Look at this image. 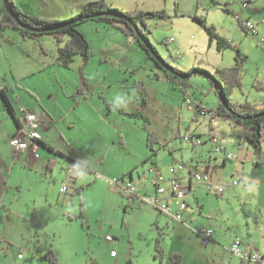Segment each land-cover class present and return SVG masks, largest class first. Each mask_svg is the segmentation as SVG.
<instances>
[{
	"label": "rangeland",
	"instance_id": "374dc122",
	"mask_svg": "<svg viewBox=\"0 0 264 264\" xmlns=\"http://www.w3.org/2000/svg\"><path fill=\"white\" fill-rule=\"evenodd\" d=\"M36 1L17 0L23 9L43 17L37 14ZM242 1L220 0L215 4L211 0H107L124 10L140 7L150 8L148 11L165 10V18L147 19L145 32L163 58L189 72L192 86L186 94L167 79L135 38L102 21L90 19L78 26L90 43L91 56L84 64L83 57L76 55L69 67L57 61L58 48L63 42L53 35L23 41L15 28L5 27L0 32V71L4 75L9 73L6 69L10 68V62L15 68L27 65L32 71L42 67L35 73L30 71L18 86L13 84L9 90L18 117L24 120L19 106H28L27 100L38 110L47 109L52 119L41 126L40 132L63 153L52 154L56 163L48 173L46 165L52 155L43 147L32 155V160L20 154L14 167L8 168V162L4 164L10 186L4 205L11 208L4 221L1 217L5 209H0V264H160V259L154 256L159 236L167 253L178 247L186 255L199 251L196 264H256L241 262L228 250V226L239 231L247 229L248 224H258L255 215L259 212L254 207L258 182L255 185L251 182L249 192L241 188L242 184L234 186L232 182L242 179L239 174L247 178L259 170L264 192V162L258 167L254 164L255 155L251 159L245 154L254 152V146L246 139L251 135L249 128L221 116L210 122L208 110L216 107L219 100L210 80L217 69L235 63L236 51L233 48L218 51L216 43L209 46L208 34L193 18L194 15L205 17L208 24L231 39L248 57L241 86L229 89L233 102L261 105L264 46L256 36L242 29L234 15ZM251 1L252 7L250 4L246 12L256 8L260 13L252 17L257 21L261 16L264 21V0ZM225 3L231 7L230 13L223 10ZM54 6L59 8L57 4ZM42 9L51 8L46 5ZM260 33L264 35V30ZM84 79L91 86L86 96L76 93L84 86ZM186 96L199 102L207 110L206 115L199 116L198 108L185 102ZM1 110L6 117L5 120L0 114L1 132L7 124L14 130V118L0 95ZM211 132L218 135L233 159L225 167L214 169L223 176V195L204 188L189 194L193 206L188 216H194V221L188 225L175 221L139 197L129 199L127 188L115 182L130 179L129 171L133 170L137 184L133 183L140 185L144 180H140L136 169L142 173L156 161L166 177L171 166L179 169V162L189 167L192 158L199 164L213 159ZM149 134L151 144H148ZM184 135L200 136L204 143L193 145L182 139ZM5 140L10 143L8 134L1 133L0 144ZM262 150L264 161V136ZM173 155L178 161L174 162ZM69 156L92 171L80 167L78 179L71 181L68 176L72 171L68 166L73 163ZM185 175L186 169L180 176L183 179ZM63 184L69 187L67 191L61 190ZM82 185L83 199L73 194ZM195 199L199 206L203 205L202 213ZM127 204L130 206L125 209ZM82 205L84 216L80 214ZM186 228L197 232L211 228L214 240L205 248L202 239L190 237ZM108 235L114 238L109 239ZM49 249L57 257L55 263L46 259ZM112 249L117 251L118 261L111 255Z\"/></svg>",
	"mask_w": 264,
	"mask_h": 264
},
{
	"label": "trees",
	"instance_id": "16d2710c",
	"mask_svg": "<svg viewBox=\"0 0 264 264\" xmlns=\"http://www.w3.org/2000/svg\"><path fill=\"white\" fill-rule=\"evenodd\" d=\"M0 1L3 4V5L0 4V9L3 11V15L0 20V31L3 32L5 27L6 28L12 27L19 30V32L24 37H30L35 40H39V37L40 36L42 37L44 34L53 35V37H55L58 40V42H63V44L59 45L58 48L57 61L59 62L60 65L64 67H69L76 55H81L83 57L84 64L88 63L89 58L91 56L90 43L85 37V35L80 32L78 26L90 19H96L116 29H121L127 35H130L133 38H135L139 42V44L146 50V52L150 55V57L155 61L157 66L162 68L167 79L173 82L174 84H177V86H179L182 89L184 94H186L189 87L192 86L190 80L188 79L190 76L189 72L174 67L173 65L170 64L169 61L163 58L161 54L158 52L157 48L151 43L150 39L148 38L145 32V28L147 27V19L165 18L167 16L165 10H155V11H148L143 9L124 10L116 6L110 5L109 3L106 2V0H89L87 2L75 4L73 7V14L68 19L58 20V19L43 18L33 14L25 13L16 5L14 0H7V2L4 0H0ZM7 3L9 8L7 7ZM7 8L12 10V12L16 15L17 19L11 16ZM223 10L229 13L231 12V9L228 8V3H225V6H223ZM234 15L236 19L237 17L240 16L235 12ZM193 18L204 28V30L208 34L209 46H211L213 43H216V48L218 51L222 52L226 48H233L236 51V55L234 57L235 63L230 67L217 69L218 76L217 74H213L216 77L215 79L216 81L214 82V80H210L212 87L219 94V100L216 107L208 109L209 113L211 114L210 120H212L217 116L226 117L232 119L238 124L244 125L246 128H249L251 130V135L247 136L246 139L254 146V151L260 161L261 154L263 152L262 139L264 136V107H256L248 102L239 105L233 102V100L230 97V91H229V89H231L234 86H241L244 63L247 61L248 57L242 54L240 48L237 45L232 44V40H229L225 36L220 35L217 32L214 25L208 24L205 17L194 15ZM238 20H241L240 17L238 18ZM247 20L251 21L257 29L256 23L251 19L242 20V23L240 25L246 33H251L250 27H247L245 23V21ZM19 21L24 26L21 25ZM62 23H66V24L62 27L49 29ZM29 27L44 28L46 30H34ZM257 34L261 35L259 32ZM257 34L254 36H256L259 40L260 36ZM141 37H143L145 41H142ZM164 65L167 67H165ZM215 83L217 86L215 85ZM90 89L91 86L87 82V79H84V86L78 88L76 93L86 96V90L88 92V90ZM143 92L146 93V91ZM1 95L4 100V104L6 105V107H8L11 110L13 117L17 120L16 122L18 123L17 116L14 113L15 112L14 107L11 104V101L8 97L6 88L4 87L2 88ZM145 102H146V98L144 96L143 103ZM194 106L198 108L199 112L202 110L207 111L205 108L201 106L199 102H194ZM211 134H213V132H211L210 135ZM184 136L182 139H184ZM151 140H152V136L151 134H149L148 144H151ZM41 143L45 147H48L55 154H63L61 151L55 150V148H53L52 146L48 145L47 143H44L42 140ZM68 159L73 163L71 164L72 166H68L69 170L72 171V174L68 176L71 181H75L78 179L80 167H84V169L92 171L91 167L80 161L75 160L73 157L69 156ZM259 161L257 163H259ZM181 163H183L186 167L185 162L182 161ZM54 164H55V160L53 158H50L47 166L48 170L52 171L53 169L52 167L54 166ZM196 171L201 172L197 169ZM178 172H177V176H178ZM194 172L195 170L191 171L190 176L192 177L193 180H196L194 178ZM192 179L188 187L184 186L188 194L189 193L191 194L193 191ZM196 181L204 182L198 180ZM204 183L207 185V188L209 190L212 188V183L209 184L206 181ZM83 187H84L83 185L80 187H76L75 192H73V194L77 193L83 199V195H82ZM68 189L69 187L65 191H67ZM219 192L220 191H217V194ZM128 207L129 205H127L125 209H127ZM155 207L159 209L161 212H163L157 206ZM83 208L84 207L82 205V209L80 213L82 216H84ZM189 208L186 210L185 215L189 211ZM171 217L173 218V216ZM160 238L161 237L159 236L156 239L155 254H154L155 258L160 259V264H184L183 254L179 251H171L170 253H166L164 247L161 244ZM46 257H47L46 259H49L54 263L57 261V257L55 256L52 249L46 251Z\"/></svg>",
	"mask_w": 264,
	"mask_h": 264
},
{
	"label": "crops",
	"instance_id": "0c3cea01",
	"mask_svg": "<svg viewBox=\"0 0 264 264\" xmlns=\"http://www.w3.org/2000/svg\"><path fill=\"white\" fill-rule=\"evenodd\" d=\"M89 0H37L36 1V4H37V7L39 9V13H37L38 15L40 16H43V17H47V18H50V19H58V20H64V19H68L69 17L72 16L73 14V7L75 4H78V3H83V2H87ZM135 0H131V2H133ZM137 1V0H136ZM212 2H214L215 4H218L220 3V0H211ZM253 1H256L258 3H261V0H253ZM14 2L16 3V5L22 10L24 11L25 13H29V14H34V13H30L28 12L27 10L23 9L22 7H20V5H18V2L17 0H14ZM107 2V0H106ZM251 0H243L242 3H241V6L237 7L236 8V11H234L235 13L239 14L240 15V19L241 20H238L240 22V24L242 23V20H245V19H251L252 21H254L256 23V26H257V30L258 32H262L263 33V30H264V21L263 19L259 18V20H254V18L252 17V14H259L260 12L258 11H255L256 8L252 9V11H249V12H246V9L249 8L250 4H251ZM246 3V5H245ZM55 4H57L59 6V8H55ZM138 4V2H137ZM253 4V3H252ZM252 4L250 7H252ZM49 6V8H51L50 10H46V11H43V7H46ZM142 6V5H141ZM141 9L145 10V7H140ZM228 8L231 9V7L228 6ZM150 9V8H149ZM147 9V10H149ZM129 10V9H128ZM132 10V9H131ZM0 12H1V18H2V10L0 9ZM43 12H45L43 14ZM47 12L49 13L48 16L46 15ZM1 20V19H0ZM260 24V25H259ZM262 27V28H261ZM1 33H3L2 31H0ZM20 33V32H19ZM21 34V33H20ZM261 34V33H260ZM21 36L23 37V41H28L29 39H33V38H30V37H24L22 34ZM229 39V38H228ZM35 40V39H34ZM231 40V39H229ZM233 42V41H232ZM40 62H45V61H40ZM10 68L8 67V70L9 73L8 75H4L3 74V71H0V95H1V91H2V88H6V91H7V94H8V97L11 101V104L13 105L14 107V110H15V115L17 116V119H18V123L16 122L17 120L13 117L12 115V112L11 110L7 107V109L9 110V112L11 113L12 117L14 118V121H15V128L14 130H11L7 124V128L3 129L2 132L0 130V136H1V133H7L8 134V138H10V140L12 138H14L15 136H17L19 134V128H20V125L22 124L21 122L23 121L20 117H18L19 115L17 114V111H16V105L12 99V96L11 94L9 93V90L11 88V86L13 84L17 85L23 80L26 78V76L29 74L30 69H28L27 65L24 67H14L12 62H10ZM27 67V68H26ZM30 67V66H29ZM44 68V67H43ZM37 70H42V67L40 69H35L34 71H32L33 73H35ZM7 72V71H6ZM35 100L38 101V98L33 95ZM2 97V95H1ZM27 97V96H26ZM191 100L193 102H197L195 100H192L191 97H186L185 98V102L187 104H189L190 106H194L193 104H190L188 103L187 100ZM27 100V99H26ZM2 101H3V104H4V100H3V97H2ZM28 102V106L22 104L19 106V112H22V107L28 111H32V112H36L40 119H41V122H42V125H44L45 123H47L48 120L52 119V116H51V113L47 110V109H37L36 105L33 103V102H30L29 100H27ZM197 104V103H196ZM4 106L6 107V105L4 104ZM195 107V106H194ZM256 107H264V103H261V105H257ZM202 112L198 111V115L199 116H203V115H206V114H201ZM0 114L3 116V118L6 120V117L3 113V110H1ZM23 114V113H22ZM20 116H21V113H20ZM210 117H211V114H210ZM216 118V117H215ZM3 120V121H5ZM213 120V119H212ZM210 120V122L212 121ZM1 123V121H0ZM19 125V126H18ZM41 125V126H42ZM41 126L39 127V133L41 134L40 132V128ZM42 130V129H41ZM214 133V132H213ZM216 134V133H214ZM192 136H195V135H192ZM196 137H200V136H196ZM201 139V137H200ZM220 139V138H219ZM41 140L44 142V143H47L48 145L52 146L53 148H55L53 146V144L50 143V141H47L46 139H44L43 135L41 134ZM41 140H40V148L38 149V151L36 153H38L41 149V147L47 149L49 151V153L52 155H55V153L53 151H51L48 147H45L42 143H41ZM202 140V143H204V140ZM221 141V139H220ZM222 142V141H221ZM192 143V142H191ZM241 144V142H239ZM193 144V143H192ZM195 145V144H193ZM200 145V144H199ZM224 149L222 151H215L214 150V146L212 144V150L211 151H215V152H218L220 153L219 154H215V152H212L214 153V161L212 158H210L208 161L207 160H204L203 163H197L195 161L194 158H192V163H190L189 167H184L182 170H180L178 172V176H179V179L181 181L182 184H184L185 182L188 183V185L190 184V181L192 179V177L190 176L191 175V171L193 170H199L201 172H204V173H207L209 174L211 180H212V188L209 190L207 188V185L204 183V182H196V180H193L192 179V193L190 195L193 194L194 191L196 190H201L202 188H204L205 190L207 191H213L214 193L217 194V189H216V185L218 184H221V185H224L223 182H222V178L223 176L222 175H219L217 174V172H214V169L215 168H220V167H225L226 164H227V161H232L233 159V156L232 158H228L226 157L228 153H231V152H228L227 151V147L224 145L223 146ZM55 150H58V149H55ZM242 151V149H241ZM30 150H27V151H22V150H18L17 148H15L14 146H12L10 143L8 144V140H5L2 144H0V209L3 208L5 209V212H3L4 214L2 215L1 217V221H4V217L8 215V212L10 211V208L11 207H8L6 205H4V200L6 198L7 195H9V191H10V186H9V180L6 179V176L5 174H7V171H5V168H3L4 164L6 162H8L7 166H9L8 168H11V167H14L16 165V157L17 156H20V154L24 155L26 159H29V160H32V155L36 154ZM246 156L250 157L251 159H254V155L256 157V159L254 160V164L258 167H260L262 164H263V157H262V154H261V159L259 161L258 157L256 156V153L255 151L253 153H248L246 151ZM50 156V158H53L55 160V163H56V157L54 156ZM219 155V156H218ZM233 155V154H232ZM244 155V154H243ZM221 156V157H220ZM193 157V156H192ZM173 158H174V162L178 161L177 158L174 157L173 155ZM220 158V159H219ZM249 158V159H250ZM49 159H48V162H49ZM242 159V158H241ZM198 161V160H197ZM201 161V160H200ZM259 161V163H257ZM48 162H47V165H46V172L48 173L50 170H48L47 166H48ZM145 161H143L144 163ZM173 162V163H174ZM242 162H243V159H242ZM85 164V163H84ZM152 165H157V161L156 162H152L151 163ZM239 164V163H238ZM237 164V165H238ZM152 165H149V167L147 168V171H143L142 173L139 172L138 169H136V172H137V175L138 177L140 178V180H144V181H141L140 185H137V193L136 195L134 196L133 199H135L136 197H139L140 200L142 201H145L142 197L145 196L146 194H152L155 192V189H154V185L152 184V179H153V176H154V172L151 171V166ZM158 166V165H157ZM159 167V166H158ZM242 167H244V164H242ZM54 169V166L52 167ZM72 168V167H71ZM138 168V167H137ZM206 168H209V169H206ZM52 169V171H53ZM161 169V168H160ZM186 169V175L185 177L182 179L180 174L183 170ZM162 170V169H161ZM203 170H208L209 172H205ZM50 171V172H52ZM163 172V171H162ZM164 173V172H163ZM244 174V172H242ZM165 174V173H164ZM172 174H168L166 177H165V181L163 182V184L168 187L169 185L167 183H169V178L171 177ZM240 178L242 179H238L239 181V184L237 185H241L242 184V189L243 190H246L245 192H249L251 190V185L252 183L254 182H258L259 186H258V191L256 192V197L254 199V203H255V210L256 212H259L258 216L255 215V220L258 221V224H255V225H250L248 224L247 225V229L246 227L245 228H242L240 229L239 231H236L232 228V225L231 226H228V234H230V244H229V248L228 250H230V252L232 253L231 251V246L234 242V240L236 238H240L241 239V247L245 250H249V251H253V252H258L262 255L261 259L259 261H256V260H250V259H247V258H241V257H238L236 255H233L235 257H238L240 259V261L242 262H245V261H250V262H255L256 264H264V192L262 190L263 188V178L259 175V170H257L255 172V176H251V177H247L245 178L244 176H242L241 174H239ZM124 177H126L124 175ZM129 177L130 179H122V181L120 182V185H124V182L125 181H131V182H135V177H134V171L133 170H130L129 171ZM219 178L221 177L220 180H216L215 178ZM193 181L196 182L193 183ZM252 182V183H251ZM256 183H254L255 185ZM66 185V184H63L62 187ZM215 187H214V186ZM233 185V183H232ZM125 186V185H124ZM184 186V185H183ZM236 186V185H234ZM61 187V188H62ZM185 187H188V186H185ZM143 190V191H142ZM224 190L225 188L223 189V191L219 192L218 195H223L224 194ZM189 194L187 193V201L188 203L190 204L189 205V210L192 209V204H191V200L188 198ZM169 196V195H167ZM196 203L198 202L197 199H195ZM198 204V203H197ZM130 206V204H127ZM126 205V206H127ZM198 208L200 210V212L202 213V209H203V205H200L198 204ZM189 212V211H188ZM188 212L186 215H184V219L181 220L180 222L185 224V225H188L189 221L193 222L194 221V216L191 215L190 213V217L188 216ZM175 221H179V220H176L175 218H173ZM184 225V226H185ZM237 226H239V224H237ZM188 229V233L190 235V237H195L197 239V241H199L200 239H202L203 241V244L205 246V248H208V246L210 245V242L212 240H214V236L215 234H213L211 236V239L209 240L208 243H204V240H203V236L200 234V231L199 230L198 232L197 231H194L193 229L191 228H186ZM246 237V240L245 238ZM163 246V244H162ZM164 247V246H163ZM165 249V247H164ZM181 248H173L171 249V251H179L183 254V257H184V264H190V261H191V264H196L197 262V257H198V254H199V251H192V253H188V255L184 254L182 251ZM166 253H167V249H165ZM169 251V253L171 252ZM112 255V254H111ZM113 256V255H112ZM116 261H118V257L116 256H113ZM208 261V259L206 260ZM239 264V262H238Z\"/></svg>",
	"mask_w": 264,
	"mask_h": 264
},
{
	"label": "built area",
	"instance_id": "2783aa9c",
	"mask_svg": "<svg viewBox=\"0 0 264 264\" xmlns=\"http://www.w3.org/2000/svg\"><path fill=\"white\" fill-rule=\"evenodd\" d=\"M246 5V3H245ZM240 17V16H239ZM237 17V19L239 18ZM246 26L250 27L251 33L256 35L258 30L254 26V24L247 20L245 21ZM259 35V34H257ZM259 41L264 46V35H259ZM188 103L193 104L194 102L191 100H187ZM22 113L24 115V120L21 122L19 128V134L10 140V144L17 148L18 150L27 151L30 150L34 153L38 151L40 148V140L41 134L39 133V127L42 125L41 119L36 112L28 111L22 107ZM201 114H206V111L202 110ZM184 140L188 142H192L195 145H199L202 143V140L199 137L192 135H185ZM210 140L214 146L215 151H222L224 149L223 144L221 143L218 135L211 134ZM232 153H228L226 157L232 158ZM185 165L181 162L178 163L177 166H171L169 168L172 177L169 178V186L166 187L163 182L166 180L162 171L157 165L151 166V171L154 172V176L152 179V184L154 185L155 192L152 194H146L142 198L149 203L160 208L163 212L173 216L176 220H183L186 210L189 208V203L187 201V192L186 188L182 185L179 177L177 176V172L182 170ZM194 178L198 181H206L211 184L212 180L207 173L198 172L195 170ZM116 183H120L121 180L116 179ZM238 180L233 181V185L238 184ZM125 187L128 190V198L131 199L137 193V186L131 181L124 182ZM67 189V185H64L61 190L65 191ZM216 189L218 191H223L224 186L221 184L216 185ZM169 195V196H167ZM200 234L203 236L204 243H208L213 235V230L211 228H203L200 231ZM109 239H113V236L108 235ZM231 251L234 255L247 258L250 260L259 261L262 255L258 252H253L249 250H245L241 247V239L238 237L234 240ZM111 254L116 257L117 251L115 249L111 250Z\"/></svg>",
	"mask_w": 264,
	"mask_h": 264
},
{
	"label": "water",
	"instance_id": "95a60500",
	"mask_svg": "<svg viewBox=\"0 0 264 264\" xmlns=\"http://www.w3.org/2000/svg\"><path fill=\"white\" fill-rule=\"evenodd\" d=\"M4 1L7 2V0H4ZM7 7L9 8L8 3H7ZM8 8H7V10H8L9 13L11 14V16H12L13 18L17 19L16 15L12 12V10H10V9H8ZM19 23H20L21 25H23L20 21H19ZM65 24H66V23H62V24H59V25L54 26V27L49 28V29H54V28L62 27V26H64ZM23 26H24V25H23ZM29 28L34 29V30H46V29H44V28H37V27H29ZM141 40H142V41H145V39H144L143 37H141ZM212 78H213L212 80H214V82H215V81H216V80H215L216 77L213 76ZM215 85H216V83H215ZM216 86H217V85H216Z\"/></svg>",
	"mask_w": 264,
	"mask_h": 264
}]
</instances>
